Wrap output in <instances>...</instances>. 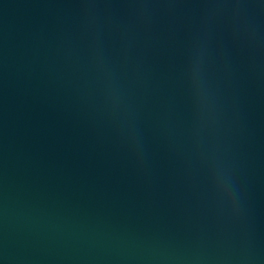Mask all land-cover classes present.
I'll list each match as a JSON object with an SVG mask.
<instances>
[{
  "label": "water",
  "instance_id": "obj_1",
  "mask_svg": "<svg viewBox=\"0 0 264 264\" xmlns=\"http://www.w3.org/2000/svg\"><path fill=\"white\" fill-rule=\"evenodd\" d=\"M0 264H264V0H0Z\"/></svg>",
  "mask_w": 264,
  "mask_h": 264
}]
</instances>
